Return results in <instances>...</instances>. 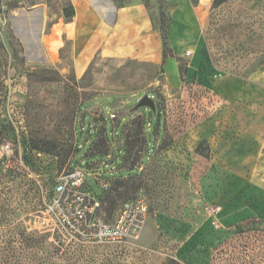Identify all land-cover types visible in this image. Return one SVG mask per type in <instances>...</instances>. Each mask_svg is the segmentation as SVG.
<instances>
[{
	"label": "rangeland",
	"instance_id": "1",
	"mask_svg": "<svg viewBox=\"0 0 264 264\" xmlns=\"http://www.w3.org/2000/svg\"><path fill=\"white\" fill-rule=\"evenodd\" d=\"M139 1L158 26V0ZM68 3L0 0V264H264V0H163L170 46L183 24L190 54L164 64L96 53L78 69L70 41L55 48L49 35ZM151 92L159 117L133 110ZM143 113L147 141L131 168L123 157L140 141L135 123L126 130ZM35 132L54 153L30 149ZM112 151L102 165L98 153ZM70 163L114 177L105 191L87 179L99 216L127 227L122 238H72L48 220L44 203Z\"/></svg>",
	"mask_w": 264,
	"mask_h": 264
},
{
	"label": "crops",
	"instance_id": "2",
	"mask_svg": "<svg viewBox=\"0 0 264 264\" xmlns=\"http://www.w3.org/2000/svg\"><path fill=\"white\" fill-rule=\"evenodd\" d=\"M108 1L69 0L74 9L72 18L66 19L63 8H60L57 19L49 26V35H57L52 47L60 48L62 36H65L70 41L77 69L85 66L96 53L162 63L161 36L147 6L139 0L121 5ZM41 10L44 12L45 7L42 6ZM178 28L181 30L180 41L176 38L175 48H171L183 53L188 50L190 39L183 24L178 23ZM174 67L177 75V65Z\"/></svg>",
	"mask_w": 264,
	"mask_h": 264
},
{
	"label": "built area",
	"instance_id": "3",
	"mask_svg": "<svg viewBox=\"0 0 264 264\" xmlns=\"http://www.w3.org/2000/svg\"><path fill=\"white\" fill-rule=\"evenodd\" d=\"M192 50H187L190 54ZM109 112V117H113ZM150 125V121L148 122ZM80 131H83L81 125ZM112 152L105 153V159L101 164L106 166L112 159ZM101 165H96L91 171L81 165L71 166L62 171L53 184V195L44 203V214L48 216L56 226L64 230L72 238H82L93 241H113L122 238L128 233L122 220L115 225H110L99 216L101 210V199L99 193L93 191L87 177H92L100 186V191L109 189L114 177H104ZM113 168L108 170L109 173ZM128 203L125 204L123 212L126 211ZM139 202L136 209H142Z\"/></svg>",
	"mask_w": 264,
	"mask_h": 264
},
{
	"label": "trees",
	"instance_id": "4",
	"mask_svg": "<svg viewBox=\"0 0 264 264\" xmlns=\"http://www.w3.org/2000/svg\"><path fill=\"white\" fill-rule=\"evenodd\" d=\"M226 1H228V0H211V7H217ZM158 2H159V5H158L159 23L157 26V30L161 36L162 57H163L162 63H163L166 57L174 56L175 51L171 48V46L169 44V38H168L169 17H167V15L164 11V8L162 7L163 0H158ZM63 12H64V16L66 19H71L72 16L74 15V9H73L72 4L68 3V5L63 8ZM149 94L154 99L155 106H157L158 99L154 97L153 92H151ZM155 112L158 113V117H159L160 116L159 115L160 110L159 111L156 110ZM130 122L131 123L128 126V129L126 130L127 137L134 134V133L130 132L131 131L130 127L135 123L136 124L135 135L138 136V138H139L138 140L140 141V143H139V148L137 150H134V152H133V146H131V149L128 152V156L126 158L123 157V160L125 159V161H127L131 165V168H133L132 166H134L135 163L139 160V157H140L139 151L141 149V145L147 141L145 138L140 136L143 133V130H144L143 127L145 126L147 121H146L144 113H143L142 118L138 117L137 120L131 119ZM0 132L2 135L6 136L9 134V129L7 128V126H2L0 129ZM106 138L108 139V137H106V136L105 137L100 136L95 142V146L98 147L99 150H101V151L106 150ZM204 143H206V140H201L195 148V150L200 154L204 153L203 149H202V146ZM29 147L31 150L36 151V152L43 151V152H48V153H54L55 147L57 148V146H53V144H51L44 136L38 134L37 132H35V134H31V137L29 138ZM124 151H126L125 147H124ZM98 154H105V153H98ZM4 176H6L5 173H3L0 170V180H1V177H4ZM122 185H124V181L122 179L116 180L114 182L113 189H115L117 191L118 188ZM258 221L260 222V227H262L264 229V224H261L262 222H264V218H259Z\"/></svg>",
	"mask_w": 264,
	"mask_h": 264
},
{
	"label": "water",
	"instance_id": "5",
	"mask_svg": "<svg viewBox=\"0 0 264 264\" xmlns=\"http://www.w3.org/2000/svg\"><path fill=\"white\" fill-rule=\"evenodd\" d=\"M140 107H147L153 112L156 110L154 99L150 95H148L147 93H144L140 96V98L137 100L136 104L133 106V110H136Z\"/></svg>",
	"mask_w": 264,
	"mask_h": 264
}]
</instances>
